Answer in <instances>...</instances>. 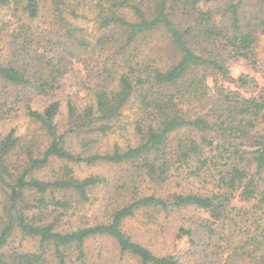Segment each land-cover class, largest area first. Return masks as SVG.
<instances>
[{
  "label": "trees",
  "instance_id": "16d2710c",
  "mask_svg": "<svg viewBox=\"0 0 264 264\" xmlns=\"http://www.w3.org/2000/svg\"><path fill=\"white\" fill-rule=\"evenodd\" d=\"M0 12V123L28 119L0 137V264H264V85L230 67H259L264 0H0ZM74 59L89 73L82 106L60 82ZM126 114L130 137L103 149ZM102 164L114 172L76 173ZM171 211L170 251L125 226L146 215L155 234Z\"/></svg>",
  "mask_w": 264,
  "mask_h": 264
},
{
  "label": "rangeland",
  "instance_id": "374dc122",
  "mask_svg": "<svg viewBox=\"0 0 264 264\" xmlns=\"http://www.w3.org/2000/svg\"><path fill=\"white\" fill-rule=\"evenodd\" d=\"M1 19V12H0ZM257 51L260 57V65L257 69L252 68L249 64L243 61L231 63V72L234 76H238L239 74H250L253 76L260 85H264V35L259 36V41L257 45ZM88 67L93 69L97 67L96 62H94L91 57H88ZM69 62V61H67ZM65 70L63 76L60 79L63 88V94H71L75 97V101L78 106L84 105L89 101L88 95V81H89V73L87 67L83 66L81 63L76 61L75 59L72 62L64 64ZM64 108V107H63ZM28 119L24 116H19L15 122L11 123H0V137L7 130L6 128L10 125L17 124L20 131H25L27 127ZM130 126H129V114L123 119V123H121V127L114 131L113 133L105 136L100 140L101 146L103 149H110V147L114 144V142H118L119 144H124L126 139L130 137ZM115 170L114 167L108 166L106 164L97 165V166H76V173L79 177H82L89 173H100L105 174L107 176L111 175ZM119 170V169H118ZM103 186H100L98 189L94 191L92 201L85 204V210L80 212L85 216L86 219H89V222H92L96 216L100 217V209L102 207V203L104 200L105 193H107ZM201 216H205L202 212L197 211ZM196 214L194 211L189 212L187 215ZM147 216L144 215L142 218L137 216L133 219H130L129 222H126V228L132 232H143L140 233V238L144 241L148 239H152L153 243L158 246L162 252L172 249V245L174 244V238L172 235V230L178 224L181 214L179 211H171L170 213L160 212L158 216H156L155 221L159 224L163 225L165 229L161 232H158L160 227H156L157 232L154 234L153 231H145L143 223L144 219ZM155 227V226H154ZM136 231V232H135Z\"/></svg>",
  "mask_w": 264,
  "mask_h": 264
}]
</instances>
